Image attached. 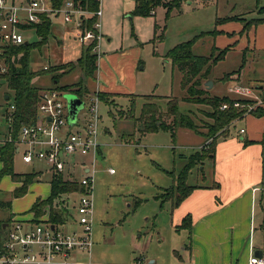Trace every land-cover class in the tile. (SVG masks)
<instances>
[{
  "label": "rangeland",
  "instance_id": "1",
  "mask_svg": "<svg viewBox=\"0 0 264 264\" xmlns=\"http://www.w3.org/2000/svg\"><path fill=\"white\" fill-rule=\"evenodd\" d=\"M192 1L191 5L183 3L180 8H174L169 17L163 5L154 9V16L142 17L134 15V0H101L102 39L98 71L92 77L86 76L84 63L79 64L80 58L86 59L89 47L76 38L74 25L65 23L63 17L53 18L48 43L41 48L37 43L42 38L37 30L24 33L28 44H37L30 54V72L36 74L32 85L41 90L64 89V99L68 95L79 96L84 103L79 114L82 124L87 117L91 95L100 96L97 92L100 90H114L113 93L120 94L106 95L102 101L100 97L101 129H108L110 133L101 137L102 153L98 154L94 168V263L150 264L154 261V264H172V261H177L176 252L181 253L188 242L186 233L172 224V199H164L162 194L177 186L178 177L189 158L200 151L206 138L212 140V144L213 138L225 136L227 132H210L215 124L213 107L184 101L187 90L182 84L183 74L173 65L168 53L178 45L195 39L193 54L210 56L216 46V36L209 32L217 28L218 16L227 13L225 6L237 3L240 8L254 2ZM261 6H264L263 0L257 4L258 8ZM91 54L97 53L92 50ZM242 59L241 54L231 52L224 61L212 67L211 77L217 84L216 94L224 95L234 85L226 75L238 73L243 66ZM69 64L73 67L70 68ZM63 66L67 68L61 69ZM46 67L49 71L43 72ZM245 74L250 82L244 85L255 86L256 80L264 74V61L250 59ZM79 87L82 88L80 93L76 92ZM213 94L211 91V98ZM146 96H153L152 102L162 112L167 110L168 100L175 98L179 112L191 115L206 138L187 129H180L176 140L164 131L143 135L140 132L142 124L136 120L141 117L143 106L147 103ZM14 101V92L9 89L8 82L0 78V134L6 133L10 127L7 111ZM130 114L133 118H128ZM241 122L230 130L238 132L244 127ZM209 161L205 159L189 172L188 186L211 182L213 168ZM67 162L74 164L75 160ZM35 169L37 173H43L42 184L29 186L22 198H15L13 193L16 181L7 177L0 180V219L6 220L13 215H24L26 218L34 215L36 221L46 216L50 220V206H46L43 216L38 218L31 211L37 199L50 196V168L40 162L27 166L23 164L21 155L15 156L16 174H32ZM111 169L114 174L109 173ZM71 172L76 182L84 176L80 169H72ZM68 174L66 171L64 175ZM72 197L74 202L77 201V196ZM74 202L66 199L64 204L69 203L71 208ZM58 230L65 234L81 232L78 225L71 222L60 225Z\"/></svg>",
  "mask_w": 264,
  "mask_h": 264
},
{
  "label": "built area",
  "instance_id": "2",
  "mask_svg": "<svg viewBox=\"0 0 264 264\" xmlns=\"http://www.w3.org/2000/svg\"><path fill=\"white\" fill-rule=\"evenodd\" d=\"M45 17L51 22L53 18L63 17L65 23L73 24L80 32L82 44L87 47L94 45L92 50L99 60L101 0L99 9L94 13L75 0H66L60 8L53 7L50 0H0V77L9 72L14 62V57L10 61L8 58L10 49L26 44L24 33L41 25ZM92 17H96V21L88 29L86 23ZM48 70V67L44 69ZM228 93L232 102L223 103L220 110H238L242 112L240 119L264 108V89L234 83ZM64 95L65 91L56 89L42 91L36 121L24 125L16 137L12 133L0 137V149L14 144L24 164L45 163L52 174L63 175L70 181H75L72 169H80L84 173L77 182L81 191L69 196L70 203L71 199L74 202L73 195L78 199L71 206V216L65 223H76L81 232L65 234L58 230L60 225L49 220V216L37 221L33 219L34 215L26 220L13 217L5 228L0 229V264H94L91 260L94 246V168L102 147L100 96H90L83 124L78 115L77 123L71 127L68 102ZM15 110L12 104L7 113L10 128ZM244 133L245 130H241V134ZM211 141L208 140L201 150L209 148ZM90 157L92 161L87 164L85 159ZM67 160H75V163L69 164ZM66 171L68 176L64 175ZM109 173L114 174L115 171L111 169ZM85 257L88 259L84 260ZM249 264H264V253L261 257L252 256Z\"/></svg>",
  "mask_w": 264,
  "mask_h": 264
},
{
  "label": "crops",
  "instance_id": "3",
  "mask_svg": "<svg viewBox=\"0 0 264 264\" xmlns=\"http://www.w3.org/2000/svg\"><path fill=\"white\" fill-rule=\"evenodd\" d=\"M134 1L136 10L137 0ZM183 3L191 5L193 1L188 0ZM225 11L227 13L221 17L218 16V18L237 16L239 20L216 26L218 34L216 35L215 47L217 50H223L230 46L231 50L228 54L235 52L243 56V67L238 73L227 75H230L228 78L230 83L247 85L250 80L245 74V68L249 60L264 61V21L248 28H245V22L264 20V14L259 12L257 0H254L250 6L244 5L240 8L237 3L232 4V6L228 4L225 6ZM74 29L76 30L75 27ZM76 31L77 33L74 34L80 40V32ZM228 54L222 61L227 58ZM208 81L213 83L211 89L206 86ZM216 87L217 84L213 81L211 74L207 80L202 81L201 88L209 92V95L213 91V96H229V93L216 94ZM252 87L264 89V74L256 80L255 86ZM51 89L55 88L44 90ZM113 92L114 90L111 92L100 90V93L105 94V96L120 95ZM9 99L8 97L7 100ZM239 121L244 123V127L238 132H232L230 128L233 126L236 128L235 125ZM241 130H245V133L241 134ZM226 132L225 136L216 139L214 156L207 158L213 168L210 176L211 182L192 185L194 189L190 195L176 208L173 207L174 201L172 200V224L177 230L186 233L188 241L181 253L176 252L177 261L176 263L172 261V264H249L252 256L261 257L264 253V145L262 144L264 118L252 115L237 120L232 126L230 125ZM10 133L11 128L9 127L6 133L0 134V137H7ZM108 133H110L108 129L102 131V135ZM196 135L205 137L201 134ZM205 142L201 143V147L204 146ZM85 161L88 164L89 158H86ZM0 167L3 168L1 162ZM201 169L203 168L201 167ZM34 172L37 173L36 169ZM38 173L41 174L40 180L31 185L42 184L43 173ZM5 177L11 178V176ZM204 179H206L205 176ZM16 184L14 191L22 187L23 181L19 179ZM48 187L51 195V181ZM13 216L6 220L0 219V224L10 223ZM23 216L14 217L20 220L32 217ZM187 216L192 218L191 232L186 229H179ZM154 263V261H150V264Z\"/></svg>",
  "mask_w": 264,
  "mask_h": 264
},
{
  "label": "trees",
  "instance_id": "4",
  "mask_svg": "<svg viewBox=\"0 0 264 264\" xmlns=\"http://www.w3.org/2000/svg\"><path fill=\"white\" fill-rule=\"evenodd\" d=\"M66 0H50L53 7L60 8ZM79 2L84 8L88 9L90 12H96L100 7V0H75ZM188 0H137V7L134 12L136 16L149 17L152 16V11L155 8L163 5L167 8L166 16L169 17L174 8H180L183 2ZM262 0H257V4ZM261 14H264V6L258 8ZM239 20L237 16L218 18L216 20V26L224 24L226 22ZM96 17H92L86 24L87 28L91 29ZM242 21H245L242 19ZM264 20H252L245 22V28L252 25H257L262 23ZM52 27V22L49 18L45 17L41 25L35 26L34 29L37 30L42 38V41L37 43L40 48L48 43L50 30ZM212 36H216L218 31L215 29L209 32ZM37 44H24L19 47L11 48L8 53L9 61L13 57L14 62H12L9 67V72L1 76L8 82V87L14 92L15 96V113L11 125V133L16 137L20 129L29 123H34L37 116V107L41 100V93L43 90L36 88L32 85L33 78L36 74L30 72V54L33 49L36 48ZM195 44V39L182 43L175 47L168 53V57L172 60L173 65L179 69L183 74V86L187 90V97L184 101L194 104H204L213 107L214 113L212 114V119L215 124L211 126L210 132L218 133L224 130L226 132L227 128L234 122L242 117V112L238 110L231 109L228 111H221L220 106L225 102H232V99L227 96L223 97H210L209 92L203 90L202 81L207 80L211 74L212 67L217 65L222 61L231 47H227L223 50H217L216 47L213 48L212 54L208 57L206 56H196L193 54V47ZM93 46H88V53L86 59L80 58L79 64L84 63L83 70L87 77H92L98 71V56L97 54H91ZM30 50V51H29ZM217 53V55H215ZM22 54L21 57L18 55ZM244 62V61H243ZM72 64H69V66ZM73 66H70L72 68ZM243 67V66H242ZM63 66L61 69H66ZM49 71V70H48ZM45 72V71H43ZM230 75H227V79ZM58 82V79L55 78ZM81 87V86H80ZM76 92H81L80 88ZM56 89V88H55ZM58 90V89H56ZM60 91H65L61 89ZM81 95V94H80ZM105 94L100 93V97H104ZM10 98V97H9ZM153 96H146L147 103L143 106L142 114L139 119L142 126H140V132L145 135L147 133H157L160 131L168 132L171 134L172 138L175 140L177 133L180 129H187L196 134L204 135L199 130V126L196 124L191 115H183L179 112L178 101L175 98H170L167 104V111L162 112L157 105L152 102ZM255 116L264 118V108H259L254 112ZM128 118H133L130 114ZM212 137V136H210ZM209 137V138H210ZM217 137L213 138V142L207 149H202L191 156L188 160L187 165L183 168L181 174L178 177V184L172 189H167L162 198L172 199L174 201L173 207H178L192 192L194 187L187 185L189 172L198 164H201L205 159L214 156L215 142ZM262 144L264 145V135L262 139ZM16 156V147L14 144H7L4 148L0 149V162L3 164V168L0 170V180L5 176H11L13 181H23V186L14 191L16 198L24 197L27 194L28 187L34 182L40 180V173H32L27 175H18L14 172V159ZM81 187L76 181H70L65 179L63 175L52 174L51 177V195L47 200L37 199L33 205L32 212L35 213L36 217L43 216L44 209L46 206H50V221L56 225H63L67 222L71 216L70 204H64L65 200L69 201V196L72 194L79 193ZM177 193V196L174 195ZM165 195H171L168 198ZM5 205V204H4ZM3 225L0 224V229ZM179 229H186L191 232L192 229V218L187 216Z\"/></svg>",
  "mask_w": 264,
  "mask_h": 264
},
{
  "label": "water",
  "instance_id": "5",
  "mask_svg": "<svg viewBox=\"0 0 264 264\" xmlns=\"http://www.w3.org/2000/svg\"><path fill=\"white\" fill-rule=\"evenodd\" d=\"M27 44L28 43H26V45ZM207 83H208L206 84L207 88L211 89L213 87V83L211 81H208ZM6 99H8V96L6 97ZM66 99L68 102L69 123L71 127H73L78 121V115L80 111L83 109L84 103L78 96L75 95H68ZM5 225L7 226V224ZM5 225H3V228H5Z\"/></svg>",
  "mask_w": 264,
  "mask_h": 264
}]
</instances>
